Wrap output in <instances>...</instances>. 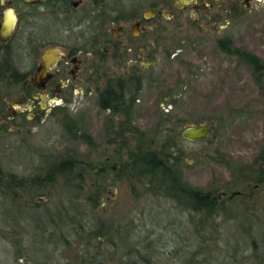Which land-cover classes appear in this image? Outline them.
<instances>
[{"label":"rangeland","instance_id":"374dc122","mask_svg":"<svg viewBox=\"0 0 264 264\" xmlns=\"http://www.w3.org/2000/svg\"><path fill=\"white\" fill-rule=\"evenodd\" d=\"M110 1L152 6V0ZM175 1L155 0L160 12L149 21L148 40L127 31L118 36L130 41L129 53L115 47L106 57L103 46L96 56L82 53L81 82L87 84L90 60L99 73L90 89L64 91L72 120L55 106L43 120L1 131L5 172L28 181L67 158L76 174L67 172L35 191L29 182V193L20 188L31 200L44 199L15 208L14 216L3 214L0 264H264V70L258 75L217 42L228 36L264 64V0H195L181 8ZM62 33L54 45L61 50L74 45L77 29ZM131 71L146 73L141 84L126 79ZM102 72H113L117 91L124 79L126 98L135 97L129 116L100 108ZM201 122L209 125L207 136L190 140L181 134ZM166 138L183 179L217 195L213 212L184 207L146 177H119L106 165L108 172H101L105 157L115 165L126 159L118 152L122 142L123 148H161ZM101 223L105 232L97 243L90 235Z\"/></svg>","mask_w":264,"mask_h":264},{"label":"flooded vegetation","instance_id":"af4514ba","mask_svg":"<svg viewBox=\"0 0 264 264\" xmlns=\"http://www.w3.org/2000/svg\"><path fill=\"white\" fill-rule=\"evenodd\" d=\"M160 1L157 0L158 4ZM178 1H175L174 5L177 6ZM154 2L155 0H152L153 7L143 8L140 3L133 1L112 3L110 0H0V134L10 125L19 128L20 121L43 120L41 118L49 116L55 106L64 109L62 117L72 120V115L67 108L70 98L65 97V102H62L64 91H72L75 87L90 89L94 82L93 74L95 76V73H99L96 70L98 68L96 60L94 62L90 60L89 72L85 75L87 84L84 85V82H81V77L84 76L82 69L85 67L82 53H85L86 57L96 56L98 51L102 50V46L106 57L116 49L115 47L124 53H129L133 49L130 41L118 38L125 31L128 32V36L142 35L148 40L149 35L146 31L151 28L149 21L160 12V8L156 7ZM184 4L177 7L181 8ZM108 23L114 24L109 28V32L106 30ZM68 27L70 30L77 29L74 45H63L64 49L60 48L59 54L48 53L43 58V51L59 43V37L63 31H67ZM81 39L84 41L83 44H81ZM123 42L125 46L122 45ZM144 77L146 73L136 71L134 74L131 71L126 79L129 81L135 79L139 85ZM112 78H114L113 72L99 74L97 89L99 85L101 88L98 89V104L101 109L111 114L121 111L127 117L131 112L135 97L132 95L126 98L128 89L124 86V79L116 81L117 91ZM124 132L126 131L121 134ZM130 140L131 138L127 136V146ZM122 144L119 146L120 151L117 150L120 153L123 150L126 159L119 165H115L110 164L108 157H105L106 162H101L100 168H103V171L101 170L103 174L109 170L105 167L106 165L117 171L119 177L134 176L130 165L126 163L128 150L132 147L123 148ZM63 160L58 162L62 164ZM71 165H74V162H71ZM56 167V163H53L47 168L45 175L33 176L27 181L18 173L5 172L0 163L1 239L4 236V213L14 216L15 208L19 210L21 206H32L35 201L44 199V196L39 195L36 200H31L30 194L24 196L19 192L20 188L27 186L29 193L32 189L30 184L34 185L33 190L35 191V188L46 186L52 180H57L59 176L67 174L62 166L59 170ZM51 169H56L52 173L53 177H49ZM13 189L15 191L9 194ZM99 196L100 190L98 200ZM5 202H7L6 206ZM9 224L8 222L7 225Z\"/></svg>","mask_w":264,"mask_h":264},{"label":"trees","instance_id":"16d2710c","mask_svg":"<svg viewBox=\"0 0 264 264\" xmlns=\"http://www.w3.org/2000/svg\"><path fill=\"white\" fill-rule=\"evenodd\" d=\"M218 45L227 53L237 55L241 60L248 62L253 70L260 75L264 70V64L260 61L258 56L248 50L233 46L231 38L228 36L219 37L217 39ZM135 129V128H134ZM164 142V143H163ZM161 148L153 146L136 145L128 150V160L126 163L130 165V170L133 171L134 176L138 178H147L152 186L155 184L157 191L166 196L174 198L184 207L196 212L204 211L211 213L219 203L217 195H214L210 190H202L188 184L182 177L178 169L172 152L167 150L170 145V139H164ZM70 159H65L57 162L56 169L65 168L64 171L73 173L74 168L71 165ZM64 165V166H63ZM56 169L49 170V177H53ZM63 170V169H62ZM74 172V176H75ZM78 176V175H77ZM79 177V176H78ZM97 190L94 195L92 204L98 201ZM91 198V195L89 196ZM105 226L101 223L100 230L91 233L90 238L96 239L97 243H102L100 236L104 234Z\"/></svg>","mask_w":264,"mask_h":264},{"label":"water","instance_id":"95a60500","mask_svg":"<svg viewBox=\"0 0 264 264\" xmlns=\"http://www.w3.org/2000/svg\"><path fill=\"white\" fill-rule=\"evenodd\" d=\"M29 1H34V0H29ZM191 1H195V0H179L177 3V6H181L183 3H188ZM60 52V48L57 46H51V47H47L43 53H42V57L45 58L46 55L48 53H52L53 55H57ZM209 125L205 122H201V123H197V124H189L187 126H185L182 131L181 134L190 140H197V139H201L205 136H207L208 132H209ZM239 192V191H235ZM233 193L230 194V196H232Z\"/></svg>","mask_w":264,"mask_h":264}]
</instances>
